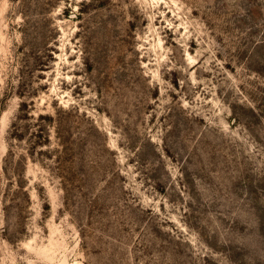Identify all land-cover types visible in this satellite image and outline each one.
<instances>
[{"label": "rangeland", "instance_id": "1", "mask_svg": "<svg viewBox=\"0 0 264 264\" xmlns=\"http://www.w3.org/2000/svg\"><path fill=\"white\" fill-rule=\"evenodd\" d=\"M0 264H264V0H0Z\"/></svg>", "mask_w": 264, "mask_h": 264}, {"label": "trees", "instance_id": "2", "mask_svg": "<svg viewBox=\"0 0 264 264\" xmlns=\"http://www.w3.org/2000/svg\"><path fill=\"white\" fill-rule=\"evenodd\" d=\"M44 118L40 117V120H43ZM39 134L36 135V138L40 139V137L42 136V130L38 131Z\"/></svg>", "mask_w": 264, "mask_h": 264}]
</instances>
